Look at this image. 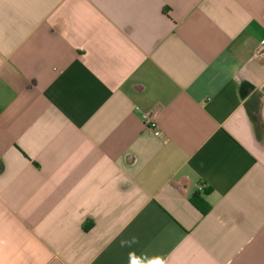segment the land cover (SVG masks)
<instances>
[{
    "label": "crops",
    "instance_id": "1",
    "mask_svg": "<svg viewBox=\"0 0 264 264\" xmlns=\"http://www.w3.org/2000/svg\"><path fill=\"white\" fill-rule=\"evenodd\" d=\"M262 40L264 0H0V264H264Z\"/></svg>",
    "mask_w": 264,
    "mask_h": 264
},
{
    "label": "built area",
    "instance_id": "2",
    "mask_svg": "<svg viewBox=\"0 0 264 264\" xmlns=\"http://www.w3.org/2000/svg\"><path fill=\"white\" fill-rule=\"evenodd\" d=\"M255 58L264 59V40L260 43L258 50L256 51ZM142 120L144 124L151 129L156 136H160L162 134L161 128L157 122V120L150 114L142 113ZM205 190V185L200 186V191L203 192Z\"/></svg>",
    "mask_w": 264,
    "mask_h": 264
},
{
    "label": "trees",
    "instance_id": "3",
    "mask_svg": "<svg viewBox=\"0 0 264 264\" xmlns=\"http://www.w3.org/2000/svg\"><path fill=\"white\" fill-rule=\"evenodd\" d=\"M192 204L200 211L202 214L206 215L210 211V206L205 201V199L198 192L192 198Z\"/></svg>",
    "mask_w": 264,
    "mask_h": 264
},
{
    "label": "snow or ice",
    "instance_id": "4",
    "mask_svg": "<svg viewBox=\"0 0 264 264\" xmlns=\"http://www.w3.org/2000/svg\"><path fill=\"white\" fill-rule=\"evenodd\" d=\"M131 264H142L141 261L133 259ZM147 264H161V262L159 260H152V261H148Z\"/></svg>",
    "mask_w": 264,
    "mask_h": 264
}]
</instances>
